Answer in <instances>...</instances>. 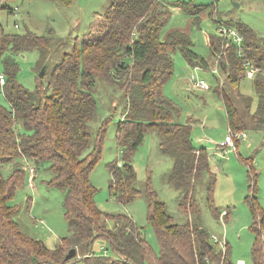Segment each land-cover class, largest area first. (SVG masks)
<instances>
[{
    "label": "trees",
    "instance_id": "16d2710c",
    "mask_svg": "<svg viewBox=\"0 0 264 264\" xmlns=\"http://www.w3.org/2000/svg\"><path fill=\"white\" fill-rule=\"evenodd\" d=\"M178 6L195 24L205 10L214 22H220L212 3L204 6L189 0L178 2ZM170 17V9L159 0H111L80 41L54 63L50 56L61 45L53 46L50 37L29 31L6 33L0 26V74L4 75L0 83V264H68L76 258L81 264H234L227 243L216 247L199 221L198 185L213 216L220 214L213 203L216 178L208 154L203 146L193 147L190 125L179 122V108L162 93L173 73L172 53L176 50L191 66L209 69L208 60L193 51L185 33L172 30L161 38ZM235 25L243 39V57L264 72V41L239 21ZM208 48L218 70L214 74H225L236 96L234 101L217 83L215 93L223 104L228 132H264V74L250 79L256 99L251 111L253 99L242 90L247 79L243 58L237 56L235 46L216 33L208 37ZM32 50L39 53L34 66L38 83L29 90L17 81L20 68L16 56ZM45 62L46 70L39 77ZM101 79L120 82L123 98V121L116 142L124 155L122 163L108 165V190L120 204L145 195L147 220L154 229L158 253L131 217L105 213L93 200L95 189L89 174L100 158L105 121L93 137L88 125L97 109L95 89ZM148 130L156 133L160 151L172 162L168 181L180 194V210L193 218L175 222L149 182L144 193L137 187L131 156ZM41 169L50 175L47 185L64 193L63 212L69 224V233L53 248L19 228L17 208L10 204L17 186L24 183L25 172L32 182ZM255 176L250 174L252 189ZM252 199L248 200L252 213L249 228L254 235L251 264H264V214L258 210L254 194ZM97 238L105 240L108 255L93 252ZM70 249H75V255L66 261Z\"/></svg>",
    "mask_w": 264,
    "mask_h": 264
},
{
    "label": "rangeland",
    "instance_id": "374dc122",
    "mask_svg": "<svg viewBox=\"0 0 264 264\" xmlns=\"http://www.w3.org/2000/svg\"><path fill=\"white\" fill-rule=\"evenodd\" d=\"M110 1L0 0V26L6 33L23 34L29 31L39 37H50L53 46L61 45L57 52L50 56V62L54 63L80 41L89 30L93 19L108 7ZM159 1L166 4L171 11V17L161 32V38L172 30L185 33L193 44V51L209 60L213 66L216 62L208 48V37L217 33L218 26L236 31L235 24L239 21L264 41V0H191L204 6L212 3L217 12L215 16L220 20L214 22L205 10L199 15L198 24L178 6V2L189 0ZM232 2L237 3L238 7ZM8 8L12 12L8 11ZM38 57L37 50L16 56L20 68L17 81L29 90L35 89L38 83L34 71ZM172 61L173 73L163 85L162 93L179 108V122L190 125L193 147H204L208 154L210 171L216 178L213 203L220 213L218 217H214L208 209L203 188L200 185L196 188L200 225L206 230L209 241L216 247H224L223 244L227 243L234 264H251L250 248L254 235L249 228L252 213L248 200H251L254 194L255 204L264 214V132L250 129L241 131L246 134V138L242 140L241 132H232L233 138L238 139L236 151L220 147L219 143L223 142L228 134V126L223 104L215 93L217 83L236 101L225 74L216 76L210 67L203 69L191 66L179 50L172 53ZM199 80H203L209 88L195 89L192 83ZM45 84L46 78L43 80V86ZM242 90L252 97L253 111L256 99L251 90L250 79L244 81ZM95 97L97 109L88 125L89 132L93 137L104 121L105 132L100 158L89 174V182L95 189L94 203L105 213L131 217L140 226L142 235L153 252L158 253L156 235L147 220L145 195H140L127 204H120L108 190V165L122 163L124 155V149L116 142L117 128L123 121L120 82L113 84L103 79L98 80ZM131 162L137 187L144 193L146 183L149 182L156 197L164 203L166 212L175 222H184L191 216L189 213L184 215L178 206L180 194L168 181L172 162L160 151L159 139L153 130L145 132L141 144L131 156ZM251 173L256 175L254 189L249 187ZM28 176L29 173L25 172L24 183L17 186L10 204L17 208L16 220L19 228L26 235L43 241L46 247L53 248L60 238L69 233V224L64 218L62 205L64 193L47 185L50 175L43 169L36 171L32 182L28 181ZM223 212L227 215H223ZM107 226L111 228L113 221L107 220ZM107 248L105 240L101 238L95 239L92 245L95 255H108ZM68 264L81 262L76 258Z\"/></svg>",
    "mask_w": 264,
    "mask_h": 264
},
{
    "label": "built area",
    "instance_id": "2783aa9c",
    "mask_svg": "<svg viewBox=\"0 0 264 264\" xmlns=\"http://www.w3.org/2000/svg\"><path fill=\"white\" fill-rule=\"evenodd\" d=\"M217 33L224 39L228 40L230 44L232 43L235 46V51L237 53V56L243 58L242 65H243V69L245 71V76L247 79H253L255 75L258 73L264 74V72L260 68L254 66L250 62V60L243 57V51H242V40L243 39H242V36L237 31H234L224 26H218ZM217 57H219V55H217ZM213 72L218 73L216 66L213 67ZM3 82H4V75L0 74V83H3ZM192 84L195 89L207 90L209 88L203 80L193 81ZM245 138H246V134L240 133V140L245 139ZM237 141L238 139H234L232 136V133L228 132V134L224 138V141L219 143V146L228 147L229 149L236 151ZM32 173H33V169H30L31 176H32ZM222 214L224 215L226 214V212H223ZM206 264H209V263L206 261ZM237 264H242V263L238 262Z\"/></svg>",
    "mask_w": 264,
    "mask_h": 264
},
{
    "label": "water",
    "instance_id": "95a60500",
    "mask_svg": "<svg viewBox=\"0 0 264 264\" xmlns=\"http://www.w3.org/2000/svg\"><path fill=\"white\" fill-rule=\"evenodd\" d=\"M232 3L234 4V6L238 7V4H237V3H235V2H232ZM46 67H47V62H45V63L43 64V66L41 67V69L39 70V73H38V76H39V77H42V76H43V74H44V72H45V70H46ZM201 231H203V229H201ZM74 255H75V249H70V250L68 251V253L65 255L64 260L68 261V260L71 259Z\"/></svg>",
    "mask_w": 264,
    "mask_h": 264
},
{
    "label": "crops",
    "instance_id": "0c3cea01",
    "mask_svg": "<svg viewBox=\"0 0 264 264\" xmlns=\"http://www.w3.org/2000/svg\"><path fill=\"white\" fill-rule=\"evenodd\" d=\"M208 64H209L208 66H209L210 68H212V69H213V67H214V66H213V64H212V63H210V62H209V60H208ZM241 263H242V262H241ZM242 264H243V263H242Z\"/></svg>",
    "mask_w": 264,
    "mask_h": 264
}]
</instances>
